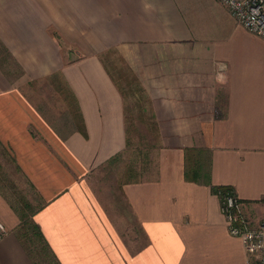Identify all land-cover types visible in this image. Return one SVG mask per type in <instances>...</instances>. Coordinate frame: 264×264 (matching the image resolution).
Instances as JSON below:
<instances>
[{"label": "crops", "instance_id": "1", "mask_svg": "<svg viewBox=\"0 0 264 264\" xmlns=\"http://www.w3.org/2000/svg\"><path fill=\"white\" fill-rule=\"evenodd\" d=\"M0 42L21 66L13 78L0 65V152L11 149L34 191L29 218L53 256L26 244L3 168L0 264H247L213 187L234 188L264 221L263 37L219 0H0ZM116 48L158 107L163 137L155 176L148 165L124 184L129 217L117 218L89 184L129 136L123 89L104 63ZM35 79L66 90L75 127L57 130L52 109L30 98L25 83ZM190 148L207 175L186 176ZM132 216L145 235L139 248L124 235Z\"/></svg>", "mask_w": 264, "mask_h": 264}, {"label": "rangeland", "instance_id": "2", "mask_svg": "<svg viewBox=\"0 0 264 264\" xmlns=\"http://www.w3.org/2000/svg\"><path fill=\"white\" fill-rule=\"evenodd\" d=\"M125 50L126 48L111 49L104 56V63L111 73L116 76L125 95L129 143L127 148L123 150L121 156L113 161H107L100 165L89 176L91 191L115 218L126 215L129 217V208L123 186L126 182L132 181V170L137 169L142 172L143 168L147 165L146 163L149 161L148 169L144 171L147 172L146 175L149 177L155 176L158 150L163 142L158 124L159 118L155 113L156 105L152 103V99L142 88V85L140 83L138 84L132 66L127 60V51ZM0 65L9 76L20 78L21 66L4 49L1 42ZM61 83L58 82L56 86L60 87L62 85ZM25 84L26 87L30 88V98L36 103H40L41 109H52L51 111L48 110L55 122L57 130L65 132L75 127V123L72 120L71 123L73 124L70 123L69 112L67 110L66 112L62 108L65 101L67 102V99H65V96H67L65 89H62L64 92L57 93L53 90L50 92L46 87L51 88L52 84L44 79L30 80ZM220 101L222 103L225 101L224 94L220 95ZM143 107L146 109H143ZM157 109L158 107H156ZM2 149L4 154L2 155L0 152V169L4 168L8 172V194L20 206L21 211H25L30 216L33 209L27 208L25 203L26 201H30L29 199H33V203L37 204L38 200H34V191L30 188L20 170L12 166L11 149L8 148L11 155L3 147ZM133 220L134 218L132 216V232L128 234L124 232V235L127 239H132V244L135 245L134 248H139L145 243V235L139 224ZM19 231L37 258L36 251H41L47 252L48 258L53 259L51 253L48 254V248H44L43 240L35 233V229L30 226V222H25V224L21 223ZM52 264H54V261H52Z\"/></svg>", "mask_w": 264, "mask_h": 264}, {"label": "built area", "instance_id": "3", "mask_svg": "<svg viewBox=\"0 0 264 264\" xmlns=\"http://www.w3.org/2000/svg\"><path fill=\"white\" fill-rule=\"evenodd\" d=\"M219 1L230 9L240 25L264 38V0ZM216 193L230 233L243 241L247 264H264V221L254 222L245 211V202L234 188L221 185ZM7 232L8 229L0 218V240Z\"/></svg>", "mask_w": 264, "mask_h": 264}, {"label": "trees", "instance_id": "4", "mask_svg": "<svg viewBox=\"0 0 264 264\" xmlns=\"http://www.w3.org/2000/svg\"><path fill=\"white\" fill-rule=\"evenodd\" d=\"M143 109H146V108L143 107ZM154 123H155V121H154ZM83 128H84V131L86 133L85 127H83ZM128 143H129V136L127 137L126 148L128 146ZM122 152L123 151L116 153L108 161L115 160L116 158L121 156ZM146 164L147 165L143 168V170L148 166L149 161ZM202 164L203 163L200 161V158H198L196 156V153L194 152V150L190 148L188 150V155H187L186 176L187 177H193V176L198 177V175H200V174H206L207 175V173L203 171V165ZM141 175H142L141 171H138L137 169H133L132 170V180L138 179ZM220 186L221 185L214 186L213 189L217 190V188L220 187ZM25 205H26L27 208L32 207V205L29 203V201H26ZM21 212H22L21 213L22 219H25L27 222H30V226H32L35 229V232H37L40 235H42V231H41L39 225L33 219H31V220L30 219H26V218H29V214L26 213L23 210Z\"/></svg>", "mask_w": 264, "mask_h": 264}]
</instances>
